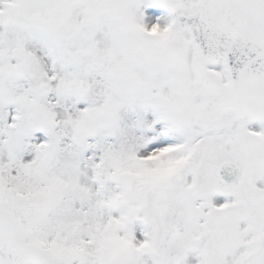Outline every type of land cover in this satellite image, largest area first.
I'll return each mask as SVG.
<instances>
[{
    "label": "snow or ice",
    "instance_id": "6c2138e0",
    "mask_svg": "<svg viewBox=\"0 0 264 264\" xmlns=\"http://www.w3.org/2000/svg\"><path fill=\"white\" fill-rule=\"evenodd\" d=\"M0 264H264V0H0Z\"/></svg>",
    "mask_w": 264,
    "mask_h": 264
}]
</instances>
